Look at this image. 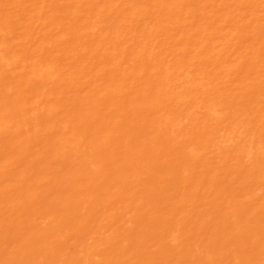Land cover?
Wrapping results in <instances>:
<instances>
[{
    "label": "bare ground",
    "instance_id": "1",
    "mask_svg": "<svg viewBox=\"0 0 264 264\" xmlns=\"http://www.w3.org/2000/svg\"><path fill=\"white\" fill-rule=\"evenodd\" d=\"M0 264H264V0H0Z\"/></svg>",
    "mask_w": 264,
    "mask_h": 264
}]
</instances>
